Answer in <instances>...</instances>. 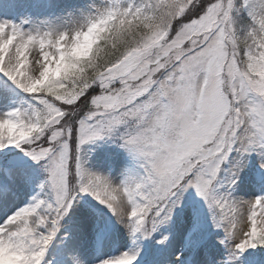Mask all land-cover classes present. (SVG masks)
<instances>
[{"label":"snow or ice","instance_id":"obj_1","mask_svg":"<svg viewBox=\"0 0 264 264\" xmlns=\"http://www.w3.org/2000/svg\"><path fill=\"white\" fill-rule=\"evenodd\" d=\"M0 264H264V0H0Z\"/></svg>","mask_w":264,"mask_h":264},{"label":"rangeland","instance_id":"obj_2","mask_svg":"<svg viewBox=\"0 0 264 264\" xmlns=\"http://www.w3.org/2000/svg\"><path fill=\"white\" fill-rule=\"evenodd\" d=\"M97 155H103L105 152L113 151L112 149L107 148L106 146H100L95 149Z\"/></svg>","mask_w":264,"mask_h":264}]
</instances>
